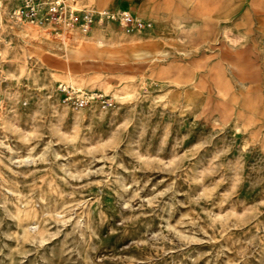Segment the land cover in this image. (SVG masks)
I'll return each mask as SVG.
<instances>
[{
    "label": "rangeland",
    "instance_id": "rangeland-1",
    "mask_svg": "<svg viewBox=\"0 0 264 264\" xmlns=\"http://www.w3.org/2000/svg\"><path fill=\"white\" fill-rule=\"evenodd\" d=\"M130 9L0 27V264H264V0Z\"/></svg>",
    "mask_w": 264,
    "mask_h": 264
},
{
    "label": "built area",
    "instance_id": "built-area-1",
    "mask_svg": "<svg viewBox=\"0 0 264 264\" xmlns=\"http://www.w3.org/2000/svg\"><path fill=\"white\" fill-rule=\"evenodd\" d=\"M8 21L44 26V30L61 39L76 32L88 34L95 26L103 23L117 24L127 32L143 24L128 7L98 8L82 5L78 0H0V27ZM58 91L62 102L73 107H83L94 102L102 107L111 104L102 94L61 82Z\"/></svg>",
    "mask_w": 264,
    "mask_h": 264
},
{
    "label": "crops",
    "instance_id": "crops-1",
    "mask_svg": "<svg viewBox=\"0 0 264 264\" xmlns=\"http://www.w3.org/2000/svg\"><path fill=\"white\" fill-rule=\"evenodd\" d=\"M122 5L121 7H129L132 8L134 6V4L138 1V0H120Z\"/></svg>",
    "mask_w": 264,
    "mask_h": 264
}]
</instances>
